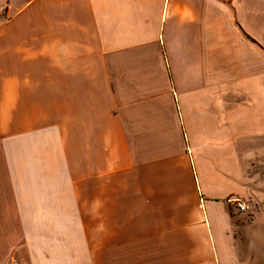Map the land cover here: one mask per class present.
I'll return each instance as SVG.
<instances>
[{"label":"crops","instance_id":"obj_1","mask_svg":"<svg viewBox=\"0 0 264 264\" xmlns=\"http://www.w3.org/2000/svg\"><path fill=\"white\" fill-rule=\"evenodd\" d=\"M39 62L75 178L0 167V264H264V0H0V78Z\"/></svg>","mask_w":264,"mask_h":264},{"label":"rangeland","instance_id":"obj_2","mask_svg":"<svg viewBox=\"0 0 264 264\" xmlns=\"http://www.w3.org/2000/svg\"><path fill=\"white\" fill-rule=\"evenodd\" d=\"M8 70V76L0 78V167L32 165L40 168L66 164L74 179L77 160L69 149L64 152L60 145V138H64L70 128L59 125L57 69L54 71L51 67L45 72L41 62L20 63L15 79L9 77V67ZM35 177L41 180L47 176ZM253 210L250 207L246 213ZM141 211L140 207H133L131 213L128 212L132 215L126 216L124 221L120 217L123 211L116 207L115 221L100 224L99 234H165L163 224L155 222L153 217H145L148 215L145 210V215H141ZM259 226L260 223L259 233H263L264 227ZM85 227L87 234H94V224L86 223Z\"/></svg>","mask_w":264,"mask_h":264},{"label":"built area","instance_id":"obj_3","mask_svg":"<svg viewBox=\"0 0 264 264\" xmlns=\"http://www.w3.org/2000/svg\"><path fill=\"white\" fill-rule=\"evenodd\" d=\"M233 202L235 203L237 209L241 212H246L249 210L250 206L248 202L241 200V199H234ZM12 264H18L17 261H14Z\"/></svg>","mask_w":264,"mask_h":264}]
</instances>
